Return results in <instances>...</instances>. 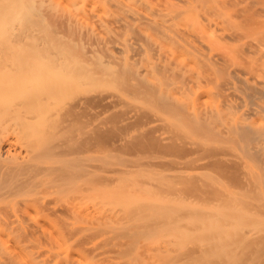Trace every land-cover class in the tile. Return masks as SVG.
<instances>
[{"label":"bare ground","instance_id":"obj_1","mask_svg":"<svg viewBox=\"0 0 264 264\" xmlns=\"http://www.w3.org/2000/svg\"><path fill=\"white\" fill-rule=\"evenodd\" d=\"M0 264H264V0L0 5Z\"/></svg>","mask_w":264,"mask_h":264},{"label":"rangeland","instance_id":"obj_2","mask_svg":"<svg viewBox=\"0 0 264 264\" xmlns=\"http://www.w3.org/2000/svg\"><path fill=\"white\" fill-rule=\"evenodd\" d=\"M8 0H0V5L4 4L5 2H7Z\"/></svg>","mask_w":264,"mask_h":264}]
</instances>
